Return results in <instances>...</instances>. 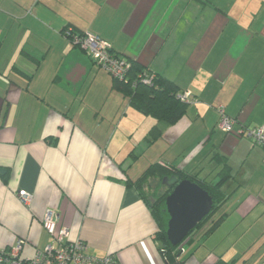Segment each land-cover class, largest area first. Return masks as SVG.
I'll return each mask as SVG.
<instances>
[{"label": "crops", "instance_id": "obj_1", "mask_svg": "<svg viewBox=\"0 0 264 264\" xmlns=\"http://www.w3.org/2000/svg\"><path fill=\"white\" fill-rule=\"evenodd\" d=\"M66 25L190 90L186 114L149 141L158 120L113 88L64 37ZM110 84L115 99L101 100ZM220 106L234 130L264 127V0H0V248L45 249L53 238L43 218L55 208L57 230L122 264H264V246L213 242L218 227L203 235V225L169 262L135 183L154 162L217 182L225 161L228 197L216 214L264 207V147L219 128Z\"/></svg>", "mask_w": 264, "mask_h": 264}, {"label": "trees", "instance_id": "obj_2", "mask_svg": "<svg viewBox=\"0 0 264 264\" xmlns=\"http://www.w3.org/2000/svg\"><path fill=\"white\" fill-rule=\"evenodd\" d=\"M63 31H67V35L71 40L72 35L69 34H72V32L85 35V33H79L72 25H66L63 28ZM74 45L79 46V44ZM110 50L112 54L122 56L112 46ZM84 51L87 52L86 50ZM123 57L130 62L128 77L126 76V79H121L112 75V86L114 89L122 91L128 98L131 105L158 120V123H156L149 132L148 140L152 141L162 135L163 124L171 125L178 122L186 114L189 104L188 102L180 99V87L175 81L158 73L134 57ZM141 73H148L151 82H146L144 80L145 76L141 78ZM219 174L220 179L217 182H211L204 179L199 180L195 177V175H187L174 165L165 162H154L135 181L136 185L140 189V193L150 205L152 213L158 223L159 229L156 235L157 238L163 242L164 252L169 262H173L176 259V255L181 251L183 246L182 243L178 246H173L167 238L166 231L168 227L169 214L166 209L165 200L172 189L167 188V190L161 192V194L158 193L161 185H164L163 179L172 175H178L180 179H190L200 184L213 196L214 206L211 212L207 214L196 226V228L191 232L193 233L197 228L202 227L205 222L209 221V218L216 213L218 208H220L221 204L228 197L227 193L221 188L222 183L229 178L230 175V166L227 162L224 161V165ZM150 179L157 180V183L153 186L155 187L154 193L157 192L158 196L157 198H151L148 200V196L143 189V184ZM224 219L225 214L220 215L218 219H214L212 225H209V227H206L203 231V235L209 234L212 230L217 228Z\"/></svg>", "mask_w": 264, "mask_h": 264}, {"label": "built area", "instance_id": "obj_3", "mask_svg": "<svg viewBox=\"0 0 264 264\" xmlns=\"http://www.w3.org/2000/svg\"><path fill=\"white\" fill-rule=\"evenodd\" d=\"M72 42L79 44L101 66L107 68L116 77L126 79L130 68V62L123 56H116L111 52V44L99 35L87 33L85 35L73 33ZM146 82H151L148 73L140 74ZM180 99L185 102L194 101L190 90L181 91ZM219 128L225 132H236L239 136L247 137L264 147L263 126H240L234 130L236 119L228 115L223 106L219 107ZM21 201L30 205L32 195L28 192L20 193ZM59 215L55 208L48 209L43 218L45 229L53 238L45 249L38 250L31 257L22 254L23 241L9 248H0V264H122L114 253L96 255L90 252L88 243L81 238H71L70 230L66 226L58 230ZM184 250V247H182Z\"/></svg>", "mask_w": 264, "mask_h": 264}, {"label": "water", "instance_id": "obj_4", "mask_svg": "<svg viewBox=\"0 0 264 264\" xmlns=\"http://www.w3.org/2000/svg\"><path fill=\"white\" fill-rule=\"evenodd\" d=\"M163 183L172 191L165 204L169 214L167 238L173 246L180 245L211 212L213 196L200 184L178 175L165 177Z\"/></svg>", "mask_w": 264, "mask_h": 264}, {"label": "rangeland", "instance_id": "obj_5", "mask_svg": "<svg viewBox=\"0 0 264 264\" xmlns=\"http://www.w3.org/2000/svg\"><path fill=\"white\" fill-rule=\"evenodd\" d=\"M62 34L64 35V37L70 39L67 35V31L66 32L62 31ZM91 34H94V33H91ZM86 53L89 57L92 58V60H94L93 57L88 52H86ZM94 63L97 66H99L98 63H96V62H94ZM102 68L104 70H106L107 74L110 75V77H112V74L109 72V70L107 68H105L103 66H102ZM98 85H99V83H98ZM102 85H103V83H102ZM105 88H106L105 93L103 95H100V99L113 101V99H115L114 96H115L116 91L112 90L111 84L109 87L104 86L101 90H104ZM238 166H239V163H238ZM250 174H251L250 177L246 176L244 179L248 180L249 178H251L253 176V172H251ZM156 183H157V180L150 179L146 183L143 184V189L145 190V192L148 196V200H150L151 198H153V199L157 198L158 193L161 194V192L167 190V188H168L165 184L163 186L161 185V188L158 190V193L157 192L154 193L155 187L153 185ZM237 183L239 185H243L244 181L242 182L241 178H239L237 180ZM237 183L234 184L232 188H231V186L229 187L230 192H233L238 187ZM227 186L225 187V189L227 188ZM233 206H234V203L231 204L229 202L227 204V206H225L223 208V210H226V207H229L231 209ZM254 206H255L254 210L251 211L245 218H243L237 214L226 213L225 211H222L219 214L215 213L209 218V221L203 225V231L206 229V227L208 228L209 225H212L214 219H218L219 216L222 214H225V216L228 214L225 221H222V224L218 226L217 231L213 234V236H212L213 242H216L218 239H221L223 243H227V242L233 243L234 240H239L240 244L256 243L257 245L264 246V213L263 214H261L262 212L260 214L258 213V208H259V210L262 211L264 209V207L262 205H258V204L254 205ZM242 230H244L245 233H243ZM188 237L182 242V245L189 247V246H191V244H189V242H188Z\"/></svg>", "mask_w": 264, "mask_h": 264}]
</instances>
